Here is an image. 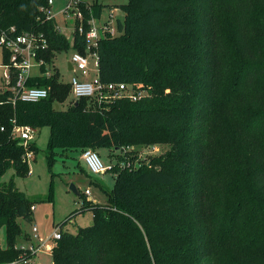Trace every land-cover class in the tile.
I'll return each mask as SVG.
<instances>
[{
  "label": "trees",
  "instance_id": "1",
  "mask_svg": "<svg viewBox=\"0 0 264 264\" xmlns=\"http://www.w3.org/2000/svg\"><path fill=\"white\" fill-rule=\"evenodd\" d=\"M48 1L0 0V34L44 35L38 59L41 73L50 72L28 82L49 90L39 102L14 103L10 89L0 90V182L11 168L25 175L27 151L37 153L32 141L26 149L14 137L15 126H48L50 150L108 149L116 159L105 203L78 191L82 204L71 217L91 211L93 224L62 231L53 264H264V0L120 5L123 20L96 49L98 77L146 95L105 102L76 99L54 65L64 50L87 57L85 34L105 5L80 0L70 42L42 10ZM70 95L65 110L54 107ZM154 145L160 149L149 161L121 167ZM127 148L134 151L124 156ZM33 203L14 180L0 183V264L31 257L16 240L17 219L31 223Z\"/></svg>",
  "mask_w": 264,
  "mask_h": 264
},
{
  "label": "rangeland",
  "instance_id": "2",
  "mask_svg": "<svg viewBox=\"0 0 264 264\" xmlns=\"http://www.w3.org/2000/svg\"><path fill=\"white\" fill-rule=\"evenodd\" d=\"M70 0H53L51 11L55 17L56 23L61 32L72 42L73 32L75 30V19L66 18L63 10ZM88 3L105 5L102 18L96 20L98 26L103 25L105 21L111 20L112 28L116 29L118 20H123L124 14L120 5H124L128 0H84ZM112 16V17H111ZM73 49L64 50L55 54L54 65L59 73L60 81L64 84H71L74 77L80 80L85 79L80 71L68 68V63L72 61ZM88 59V80H93L98 76V68L95 66V57L92 52H87ZM33 73H38L37 67H33ZM3 69L0 68V75ZM73 96H69L64 103H56L54 107L58 110H65ZM50 128L43 126L38 128L32 142L37 148V153L29 160L28 172L25 175H18L14 169L6 170L1 176V184L14 180L16 187L23 192L27 198L34 203L33 220L27 222L18 218L23 234L16 240L17 246L28 247L32 243L37 245L41 240L46 239L57 226L61 225L63 232L77 233L81 227H87L93 224V214L86 211L74 218L72 213L80 208L82 199L71 190L74 185L78 191L85 193L89 190L91 195L89 200L98 203H105L107 200V191H111L115 185L114 173L110 168L116 159L109 157L108 149L99 150L100 158L106 167L105 172L101 174H92L82 159L79 150L62 151L61 149L50 150L49 148ZM154 147L160 149L159 145ZM151 147L138 148L136 157L141 160H149L152 155L145 156V150ZM116 152V151H115ZM137 160V159H136ZM71 217V221L67 219ZM66 222V223H65ZM33 227L38 228L39 237L33 233ZM1 242L7 245L5 228L1 231ZM52 254L46 250H40L31 260L32 264H52Z\"/></svg>",
  "mask_w": 264,
  "mask_h": 264
},
{
  "label": "built area",
  "instance_id": "3",
  "mask_svg": "<svg viewBox=\"0 0 264 264\" xmlns=\"http://www.w3.org/2000/svg\"><path fill=\"white\" fill-rule=\"evenodd\" d=\"M80 0H70L63 14L66 15L67 19L74 18L77 20H82V13L79 10ZM53 5V0L48 1V7L42 8V10H47L48 18H54L51 11ZM112 17V16H111ZM58 30L60 28L58 27ZM79 33H84L83 26H79ZM103 32H109L114 34L115 31L112 28L111 22L109 24H103L101 26L96 25L95 21L91 22V28L86 32V40L88 44V49L92 51V55L95 57V66L98 68L99 60L96 54V49L99 45V40ZM47 47V41L42 34H37L34 32L16 34L15 29L11 28L9 32H2L0 34V68L3 72L0 75V90L10 89L13 92V102L16 101L25 103H36L49 96V90L47 88L40 87H30L28 82L31 78L39 75H50V72L45 74L41 73V65L43 60L38 59L39 50H44ZM73 70H78L85 78L80 80L78 77H74L71 82L72 94L76 99L82 98H98L99 102L110 101L113 99L129 98L132 101L141 100L146 93L142 90H135L132 85L124 83H102L97 76L93 80H88V59L86 56L74 52L72 56ZM37 67L38 73L34 74L32 69ZM3 130V128H2ZM36 129L31 126H15L13 129V134L15 138H19L20 142L26 147L34 139ZM142 152L147 155H153L158 152L159 149L156 147H151L150 150L144 149ZM128 151H134V148H127L122 150L124 156L127 155ZM33 153L27 151L26 159L29 161L33 158ZM82 159L85 161L87 167L92 174H101L105 172L106 167L104 166L100 155L98 152L88 149L82 153ZM139 161H149L137 159L131 162L129 157H126L121 162V167L132 168L139 165ZM111 169V168H110ZM87 197L91 195L89 190L84 193ZM82 202L80 201V206ZM34 209V208H33ZM33 233L36 237H39L38 228L33 227ZM62 237L61 226H57L54 231L44 240L40 239V242L35 245L31 244L25 247L28 252H30L31 257L25 259L20 258L15 260L11 264H32L31 260L40 251L46 250L52 254L55 245L58 240ZM53 264V263H52Z\"/></svg>",
  "mask_w": 264,
  "mask_h": 264
},
{
  "label": "water",
  "instance_id": "4",
  "mask_svg": "<svg viewBox=\"0 0 264 264\" xmlns=\"http://www.w3.org/2000/svg\"><path fill=\"white\" fill-rule=\"evenodd\" d=\"M68 68H69L70 71L73 70V65H72L71 62L68 63ZM71 190H72L75 194L78 195V189H77L74 185H71Z\"/></svg>",
  "mask_w": 264,
  "mask_h": 264
},
{
  "label": "crops",
  "instance_id": "5",
  "mask_svg": "<svg viewBox=\"0 0 264 264\" xmlns=\"http://www.w3.org/2000/svg\"><path fill=\"white\" fill-rule=\"evenodd\" d=\"M82 156V155H81ZM34 244V243H33ZM4 246V244H2ZM5 247V246H4Z\"/></svg>",
  "mask_w": 264,
  "mask_h": 264
}]
</instances>
